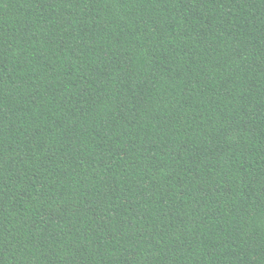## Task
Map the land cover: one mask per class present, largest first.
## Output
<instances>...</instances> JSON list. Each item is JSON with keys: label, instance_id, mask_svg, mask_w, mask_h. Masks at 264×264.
<instances>
[{"label": "trees", "instance_id": "1", "mask_svg": "<svg viewBox=\"0 0 264 264\" xmlns=\"http://www.w3.org/2000/svg\"><path fill=\"white\" fill-rule=\"evenodd\" d=\"M0 264H264V0H0Z\"/></svg>", "mask_w": 264, "mask_h": 264}]
</instances>
